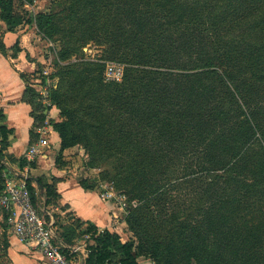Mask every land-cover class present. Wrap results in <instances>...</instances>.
Listing matches in <instances>:
<instances>
[{
	"label": "trees",
	"instance_id": "1",
	"mask_svg": "<svg viewBox=\"0 0 264 264\" xmlns=\"http://www.w3.org/2000/svg\"><path fill=\"white\" fill-rule=\"evenodd\" d=\"M55 1L56 12L34 15L39 34L60 42L53 128L62 150L84 146L127 198L137 239L69 224L63 252L75 257L67 245L89 234L85 264H139L134 246L156 264H264V0ZM12 3L0 0L8 25ZM89 41L100 56L85 55ZM109 61L124 66L120 81L106 79ZM36 178L59 197L56 176Z\"/></svg>",
	"mask_w": 264,
	"mask_h": 264
},
{
	"label": "rangeland",
	"instance_id": "2",
	"mask_svg": "<svg viewBox=\"0 0 264 264\" xmlns=\"http://www.w3.org/2000/svg\"><path fill=\"white\" fill-rule=\"evenodd\" d=\"M12 9L14 14L11 18V25L13 26L12 31H9V26H11L10 23L8 25L6 20H3L0 16V43H3L5 40L6 42L10 41L14 44L15 40L18 38L19 45L13 46L12 44L11 47L5 48V54L0 52V56L4 57L3 61L9 63V66L5 63L0 64V68L2 70L7 69L9 72H12L13 69L23 77L24 86L28 88L25 95V99L28 101H26V103L29 106L30 113L36 118V122L33 124L34 131L32 134H30L29 131L26 137H19L16 128L7 122L8 114L5 113V110L0 105V155L3 157L2 159L5 165L17 171H24V167L28 165V167L30 166L28 168L29 176H35L30 173L32 163H35L36 167L48 163L47 167L52 166L58 169L63 178L71 179L80 186V182L86 184L95 182L90 191L94 193L95 197L99 196L103 201H108V210L112 215V222L107 225L110 229L107 227L105 229L118 233L122 241L133 240L135 244H137V239L126 222V215L131 204L128 203L127 198L115 187L113 182L103 178V171L100 167H93L88 164L90 156L88 150L84 146L76 144L62 150L60 147L61 139L57 132L53 139L54 142L51 143V146L46 150V152L50 151L51 158L47 159L46 162L40 161L37 163V157H39L37 156L34 158V162L30 161V163L27 161V163H25V154L28 148L37 142L39 129H45L47 135L53 133L50 131L54 130L53 121L58 119L52 117L49 111L53 108L59 121L63 119L59 108H57L52 101L53 90L57 87L59 81V75L55 74L57 68L54 61L57 56L56 51L60 49V42L56 39L43 38L38 32L37 23L34 18L35 13L56 12L60 9V6L57 5L55 0H32V2L29 0H13ZM83 49L85 55L91 58H94V56L98 57L102 54V45L100 46L93 41H89ZM108 63L119 64L116 61H109L107 64ZM25 99L23 100L25 101ZM2 124L7 128L14 127V131L8 132V137L5 139L1 131ZM34 174L37 173L34 172ZM47 175L49 177L53 176V174ZM35 194L36 208L48 220L50 227L59 237V241L64 244L60 237V232L63 227L69 228V220L72 218V215H70L71 213L67 212L64 213L65 215H62L60 209H65L62 206V202L59 198L53 200L52 197L48 199L43 186H39ZM47 200H49V202L53 200L54 202H52L51 205H47ZM133 205H135V203ZM51 214L56 216V220L59 221V224L51 220ZM58 225L59 227H57ZM101 230H103V228H101ZM5 234L6 233L3 232V237ZM68 235L71 236L73 233L69 232ZM75 242H79V240L75 239ZM88 246L89 242H84L83 247L85 251L83 253L81 250L75 252V259H78L82 264H85V258L88 255ZM70 247L74 249L73 244H71ZM1 251H3V249L0 247V264H8L4 253ZM133 251L139 264H156L154 258L150 256V254H140L136 246H134ZM118 257L119 255L113 254L112 261L116 262Z\"/></svg>",
	"mask_w": 264,
	"mask_h": 264
},
{
	"label": "crops",
	"instance_id": "3",
	"mask_svg": "<svg viewBox=\"0 0 264 264\" xmlns=\"http://www.w3.org/2000/svg\"><path fill=\"white\" fill-rule=\"evenodd\" d=\"M4 42L7 47H11L13 44L10 41L6 42L4 40ZM0 57V64L5 63L9 66L8 62L3 61L4 57ZM24 90V81L18 72L13 69L12 72H9L7 69L2 70L0 68V105L5 110V113L8 114L7 122L16 128L17 135L22 138L28 135L34 122L33 117L30 115L29 106L26 101L23 100ZM54 111L55 110L52 108L49 111L50 115L59 119L56 117ZM51 131L53 133L50 137L51 142L53 143V139L57 132L55 130ZM50 155V151H47L45 156L37 157V163L40 161L46 162L47 159L51 158ZM47 164L48 163L37 167H31L30 173L35 175L31 177L36 178L38 175L48 176L47 174H53L57 177L58 198L62 202V206L65 208L64 210L60 209V211L62 212V215H65L64 213L67 212L71 213L70 215H72V218H70L71 220H69V224H73L74 226H77L79 223L82 226L95 224L98 228L105 229L107 225L112 222V215L108 210V201H103L99 196L95 197L92 191L85 190L82 186L73 182V180L63 178L58 169L52 166L47 167ZM34 172L37 174H34ZM37 186L39 187L42 185L35 182V187L38 190ZM50 216L51 220L56 222V216L54 214H51ZM3 232L6 233L4 237ZM0 240V247L3 249L1 252L4 253L8 264H48L41 254L31 245L22 243L13 234L6 230L0 229ZM78 240L79 242L73 244L74 248L76 251L81 250L83 253L85 251V248L83 247V243L86 242L85 238L82 237ZM67 246L70 248L71 245ZM74 260L77 261L78 259H75L74 257ZM77 262H79V260Z\"/></svg>",
	"mask_w": 264,
	"mask_h": 264
},
{
	"label": "built area",
	"instance_id": "4",
	"mask_svg": "<svg viewBox=\"0 0 264 264\" xmlns=\"http://www.w3.org/2000/svg\"><path fill=\"white\" fill-rule=\"evenodd\" d=\"M123 74V65L108 63L105 68L108 81H120ZM38 133L37 142L25 154L28 162L37 156H45L47 148L51 146V137L46 130L39 129ZM28 168L27 165L24 171H17L6 166L1 170L0 229L13 234L22 243L31 245L48 264H82L63 252L62 248L66 245L59 241L48 220L34 205L26 181L29 176ZM84 238L87 242L89 234H85ZM69 250V254L76 251L71 247Z\"/></svg>",
	"mask_w": 264,
	"mask_h": 264
},
{
	"label": "water",
	"instance_id": "5",
	"mask_svg": "<svg viewBox=\"0 0 264 264\" xmlns=\"http://www.w3.org/2000/svg\"><path fill=\"white\" fill-rule=\"evenodd\" d=\"M2 158L0 157V160H1ZM36 183H38V179L37 178H35V177H31Z\"/></svg>",
	"mask_w": 264,
	"mask_h": 264
}]
</instances>
